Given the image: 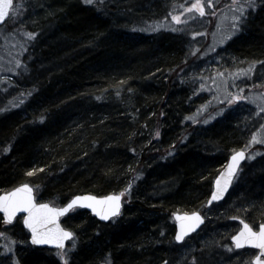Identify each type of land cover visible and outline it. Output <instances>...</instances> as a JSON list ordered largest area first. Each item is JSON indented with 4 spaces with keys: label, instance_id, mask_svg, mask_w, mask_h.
Wrapping results in <instances>:
<instances>
[{
    "label": "trees",
    "instance_id": "1",
    "mask_svg": "<svg viewBox=\"0 0 264 264\" xmlns=\"http://www.w3.org/2000/svg\"><path fill=\"white\" fill-rule=\"evenodd\" d=\"M160 1L48 6L28 51L24 88L35 92L0 120V194L28 183L38 200L58 205L85 194L124 195L109 223L79 209L62 219L74 233L65 264H169L174 212L200 211L210 233L237 218L264 223V154L246 161L221 203L205 207L214 177L245 148L249 130L235 111L200 128L186 121L194 97L176 76L186 40L136 29ZM224 55L232 63L264 60V0ZM236 230L224 238L226 249ZM17 264L62 263L29 246Z\"/></svg>",
    "mask_w": 264,
    "mask_h": 264
},
{
    "label": "rangeland",
    "instance_id": "2",
    "mask_svg": "<svg viewBox=\"0 0 264 264\" xmlns=\"http://www.w3.org/2000/svg\"><path fill=\"white\" fill-rule=\"evenodd\" d=\"M57 1L60 0H13L8 19L0 27V120L27 106L35 92L34 89L24 88L28 80L27 63L31 60L28 51L37 37V24L44 19L46 12L43 10L56 5ZM79 1L83 5L99 8L107 3L118 4L128 0ZM196 2L161 0L147 22L140 20V23H135L136 29L148 35L169 31L186 40L188 57L176 75L188 83L194 97L193 110L186 121L200 128V122L206 124L229 111H235L249 130L250 136L244 148L248 159L262 156L264 60L232 63L229 56H223L225 46L240 34L246 20L261 5V0H199L203 5V14L197 9L189 10ZM48 203L58 205L52 200ZM236 224L227 223L213 233L206 227L202 228L181 245L173 240L172 244H167L169 264H250L252 256L248 251L237 252L231 246L226 249L222 244L228 232L234 227L238 229ZM12 229L14 227L0 236V264H6L11 255L16 264L15 252L19 254L29 247L20 236L14 239L10 235ZM71 249L70 245L64 252L66 257Z\"/></svg>",
    "mask_w": 264,
    "mask_h": 264
},
{
    "label": "snow or ice",
    "instance_id": "3",
    "mask_svg": "<svg viewBox=\"0 0 264 264\" xmlns=\"http://www.w3.org/2000/svg\"><path fill=\"white\" fill-rule=\"evenodd\" d=\"M88 2H90V0H88ZM209 2H211V0H209ZM11 4L12 0H0V5H3V8H0V22H2L3 18L6 16L4 8L11 6ZM193 9H197L201 12V14H203V5L199 3V0H197L196 3H193L189 10L191 11ZM157 135H159L158 132ZM243 156L244 154L241 152L232 157L233 165L229 166L227 173L228 180L231 179L232 173L235 171V164L238 163V158H243ZM29 174L31 175V173ZM221 178H224L223 174ZM216 184L217 192L212 194L209 203H211L212 200H218L220 198V193L224 190L220 187V178L217 179ZM226 187L227 183L224 185V188ZM121 196H123V193L119 196H107L102 200H98L94 196L76 197L63 208L52 209L49 208L47 204H41L39 205V208H37V206L33 203L31 188L25 184L11 193L0 196V211L4 213L6 223H11L18 212H27L28 216L25 217L24 223L32 232V243H57L62 247V241L70 238L72 233L60 230L57 235L54 233L53 229L47 228L46 225L53 223L55 221V217L65 214L78 203L92 208L93 211H96L97 205L108 204L110 208L109 212H105L103 208L97 212V215H100L102 219L107 220L109 215H115L119 211V201ZM192 217L196 220L200 219L199 214L197 213H193ZM176 239L182 240L183 234H178ZM233 240L235 241L237 248L242 246L241 241L243 240L255 248L264 250V224L260 225L259 231L257 232L253 231L252 227L245 223L241 232L237 236L233 237ZM261 256H264V251H261L260 255L256 256V264H264V260H261L260 258Z\"/></svg>",
    "mask_w": 264,
    "mask_h": 264
},
{
    "label": "water",
    "instance_id": "4",
    "mask_svg": "<svg viewBox=\"0 0 264 264\" xmlns=\"http://www.w3.org/2000/svg\"><path fill=\"white\" fill-rule=\"evenodd\" d=\"M13 3L14 2L12 0L11 6H9L7 8H4V11L6 12V16L3 18L2 22H0V27L3 26L4 23L6 22V20L8 19V16L10 14L9 11H10L11 7L13 6ZM0 8H3V5H0ZM241 152L244 154V156H243V158H238V163L235 164V171L232 173L231 179L228 180L227 179L228 169H229V166L230 165H233L232 157L234 155H236L237 153H241ZM227 158L228 159L224 163V166L221 168L220 172L213 179L214 181L212 183V187H211V191H210L211 193L209 194V196H208V198H207V200L205 202L206 203L205 204V207L206 208L212 207V206H214L217 203H221L227 197V195L230 192L231 187L233 186V183L236 180V177H237L238 173L241 170V167L243 166V164L246 163L248 157H247L246 151H244L243 149H240V150H236L233 153H231ZM222 174L224 175V178H221L222 177ZM218 178L221 179V185H220V187L222 189H224V190L220 193V198L218 200H212L211 203H209V201L211 200L212 194L214 192H217V184H216V181H217ZM225 183H227V187L226 188H224ZM23 185H25V184L17 185L15 188H12L11 190L5 191V193H1L0 196H3L5 194H7V193H11L15 189L20 188ZM27 185L31 188V195H32V198H33V203L37 206V208H39V205H41V204H47L49 206V208L59 209V208L66 207L76 197L94 196L98 200H102L103 198H105L107 196H119L121 194V193H115V194L114 193H108V194H104V196L87 195V194L82 195V196H73L66 203L61 204V205H58V206H55V205H52L51 203H48V202H39V201H37L35 199V197H34V188H32V186L29 185L28 183H27ZM123 196H121L120 201H119V211L115 215H109V218L107 220L102 219L100 215H97V212H99L101 210V208H103V210L105 212H109L110 211V208H109V205L108 204H105V205H97L96 206V211H93L92 208L83 206L82 204L78 203L77 205L73 206V208L70 209L65 214L55 217V221L53 223L47 224L46 227L53 229L54 230V233H56L57 235L59 234V231L60 230H63V231L71 232L72 233V231H69L68 229H66V228L63 227L62 222H61V218H64L65 216L69 215L72 212V210H74V209H79V210H82V211L85 210L94 219H96L98 222H100L102 224L111 222L113 219H115L117 216H119L121 214V212L123 211V208H124V206H123ZM0 213L3 216L4 223H6L5 222V215H4V213L2 211H0ZM193 213L199 214L200 219L199 220L194 219L192 217V214ZM171 215H172L173 226H174V232H173L172 237H173V240H174L175 244H177V245L183 244V242L187 238L193 236L194 234H196L197 232H199L204 227L205 216L200 211H193L191 213H188V212H182V213L174 212ZM17 216H23V218H22L23 228L27 231V233H29L28 244L30 243V245L33 246V247H35V248H38V249H40V248L47 249V250H50V251H52V250H58V252L62 255L63 254L62 252L65 250L67 244L73 238L74 233H72V236L70 238L64 239L62 241V243H63V246L62 247L59 246L57 243L34 244V243H32V232H31V230L24 223V219H25V217L28 216V213L21 211V212H18L16 214L15 218ZM239 223L240 224H239L238 230L229 237L230 246H232V248H233L234 251L250 250V249L255 250L257 252V254L255 255V257H253L251 259V264H256V256L260 255L261 251H264V250L255 248V247H253L252 245L248 244L247 242H245L243 240L241 241L242 246L239 247V248L236 247V243L233 240V237L237 236L241 232V230L243 229L244 224L246 222H244L242 220H239ZM246 224H248V223H246ZM262 224H264V223H262ZM262 224H260V225H262ZM248 225L250 227H252L250 224H248ZM260 225L256 229L252 228L253 231H257L258 232ZM178 234H183V239L182 240H177L176 239V237H177ZM260 258H261V260H264V256H261ZM63 261H64V259L62 260V262Z\"/></svg>",
    "mask_w": 264,
    "mask_h": 264
},
{
    "label": "flooded vegetation",
    "instance_id": "5",
    "mask_svg": "<svg viewBox=\"0 0 264 264\" xmlns=\"http://www.w3.org/2000/svg\"><path fill=\"white\" fill-rule=\"evenodd\" d=\"M84 211H85V210H84ZM87 213H88V212H87ZM90 216H91V215H90ZM91 217H92V216H91ZM22 218H23V216H17V217L12 221V223H4V221H3V216H2V214L0 213V236H1L2 234L4 235V233H7V230H8V229L11 230V227H14V229H12L13 232L10 233V235H11V236L13 235V236H14V239H16V237L20 236V239H24V240L26 241V243L28 244L29 233H27V231L23 228ZM92 218H93V217H92ZM93 219H94V218H93ZM235 222L237 223V225L240 224L238 218L235 219ZM108 223H109V222H108ZM253 228L256 229L257 227H253ZM73 239H74V235H73L72 240L69 241V243L67 244L65 250L62 252V253H63L62 255L58 252V250H52L53 252H55V253L58 254V256H59L60 259H61V263H62V264H65V262H66V255H65L64 252H65V251L68 249V247L71 245ZM28 245L31 246L30 243H29ZM31 247H33V246H31ZM33 248H35V247H33ZM35 249H38V248H35ZM40 249H42V248H40ZM40 249H38V250H40ZM43 250H47V249H43ZM47 251H50V250H47ZM52 251H50V252H52ZM240 251H242V250H240ZM244 251H246V252L248 251V252L250 253V255L252 256V258L255 257V255L257 254V252H256L255 250H252V249H250V250H244ZM24 252H25V250H24L23 252H20V254H21V253H24ZM237 252H238V251H237ZM14 255L17 257V258H16V261H17V259H18V257H19V254H18L17 252H15ZM11 256H12V255H11ZM11 256H9L10 259L7 258V257H5V258L9 259V260L11 261V263H13L14 260L11 259ZM252 258H251V259H252ZM63 259H64V261L62 262ZM251 259H250V264H251ZM14 264H15V263H14ZM16 264H17V263H16Z\"/></svg>",
    "mask_w": 264,
    "mask_h": 264
},
{
    "label": "bare ground",
    "instance_id": "6",
    "mask_svg": "<svg viewBox=\"0 0 264 264\" xmlns=\"http://www.w3.org/2000/svg\"><path fill=\"white\" fill-rule=\"evenodd\" d=\"M3 118V117H2ZM5 118V117H4Z\"/></svg>",
    "mask_w": 264,
    "mask_h": 264
}]
</instances>
